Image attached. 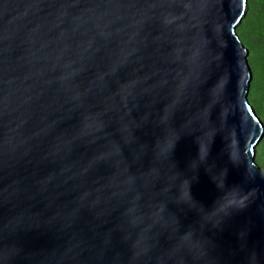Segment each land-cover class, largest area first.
Segmentation results:
<instances>
[{"label":"water","instance_id":"95a60500","mask_svg":"<svg viewBox=\"0 0 264 264\" xmlns=\"http://www.w3.org/2000/svg\"><path fill=\"white\" fill-rule=\"evenodd\" d=\"M247 0H0V264H264Z\"/></svg>","mask_w":264,"mask_h":264},{"label":"rangeland","instance_id":"374dc122","mask_svg":"<svg viewBox=\"0 0 264 264\" xmlns=\"http://www.w3.org/2000/svg\"><path fill=\"white\" fill-rule=\"evenodd\" d=\"M236 33L248 51L251 80L247 100L264 126V0H247V8ZM255 161L264 167V135L256 151Z\"/></svg>","mask_w":264,"mask_h":264}]
</instances>
